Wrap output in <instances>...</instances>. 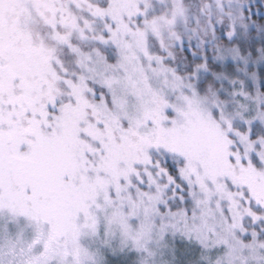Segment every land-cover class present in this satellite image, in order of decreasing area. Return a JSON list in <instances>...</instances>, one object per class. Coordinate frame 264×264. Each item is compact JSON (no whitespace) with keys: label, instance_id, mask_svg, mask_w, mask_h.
I'll return each mask as SVG.
<instances>
[{"label":"snow or ice","instance_id":"obj_1","mask_svg":"<svg viewBox=\"0 0 264 264\" xmlns=\"http://www.w3.org/2000/svg\"><path fill=\"white\" fill-rule=\"evenodd\" d=\"M0 264H264L253 0H0Z\"/></svg>","mask_w":264,"mask_h":264},{"label":"rangeland","instance_id":"obj_2","mask_svg":"<svg viewBox=\"0 0 264 264\" xmlns=\"http://www.w3.org/2000/svg\"><path fill=\"white\" fill-rule=\"evenodd\" d=\"M253 11H258L260 12L261 14H264V3H255L253 5Z\"/></svg>","mask_w":264,"mask_h":264},{"label":"trees","instance_id":"obj_3","mask_svg":"<svg viewBox=\"0 0 264 264\" xmlns=\"http://www.w3.org/2000/svg\"><path fill=\"white\" fill-rule=\"evenodd\" d=\"M255 3L260 4L261 2H260V0H253V5H254Z\"/></svg>","mask_w":264,"mask_h":264}]
</instances>
